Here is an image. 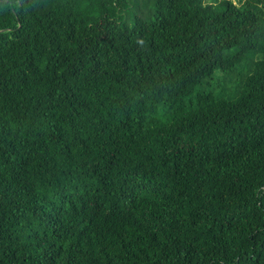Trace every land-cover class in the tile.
Wrapping results in <instances>:
<instances>
[{
    "label": "trees",
    "instance_id": "1",
    "mask_svg": "<svg viewBox=\"0 0 264 264\" xmlns=\"http://www.w3.org/2000/svg\"><path fill=\"white\" fill-rule=\"evenodd\" d=\"M0 264H264V0H0Z\"/></svg>",
    "mask_w": 264,
    "mask_h": 264
}]
</instances>
